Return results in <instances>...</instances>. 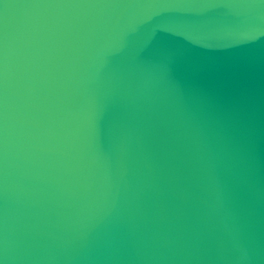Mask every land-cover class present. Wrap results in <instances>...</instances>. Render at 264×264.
Wrapping results in <instances>:
<instances>
[{
    "label": "water",
    "instance_id": "95a60500",
    "mask_svg": "<svg viewBox=\"0 0 264 264\" xmlns=\"http://www.w3.org/2000/svg\"><path fill=\"white\" fill-rule=\"evenodd\" d=\"M0 264H264V0H0Z\"/></svg>",
    "mask_w": 264,
    "mask_h": 264
}]
</instances>
